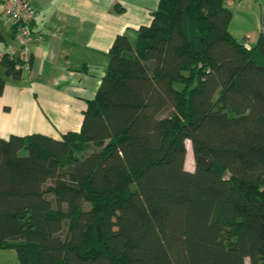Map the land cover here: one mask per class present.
Returning <instances> with one entry per match:
<instances>
[{
  "label": "trees",
  "instance_id": "1",
  "mask_svg": "<svg viewBox=\"0 0 264 264\" xmlns=\"http://www.w3.org/2000/svg\"><path fill=\"white\" fill-rule=\"evenodd\" d=\"M226 1L159 0L135 43L119 35L79 133L0 139V250L20 264H264V33L239 42ZM18 63L0 60V95Z\"/></svg>",
  "mask_w": 264,
  "mask_h": 264
},
{
  "label": "crops",
  "instance_id": "2",
  "mask_svg": "<svg viewBox=\"0 0 264 264\" xmlns=\"http://www.w3.org/2000/svg\"><path fill=\"white\" fill-rule=\"evenodd\" d=\"M28 1L36 11V40L30 69L21 71L19 80L6 77L0 139L33 134L60 139L80 132L116 38L124 35L135 43L138 30L151 24L159 0ZM226 6L233 12L231 34L249 48L255 46L264 33V0H227ZM17 44L16 28L3 19L0 7V48ZM0 264L20 263L14 250H0Z\"/></svg>",
  "mask_w": 264,
  "mask_h": 264
},
{
  "label": "built area",
  "instance_id": "3",
  "mask_svg": "<svg viewBox=\"0 0 264 264\" xmlns=\"http://www.w3.org/2000/svg\"><path fill=\"white\" fill-rule=\"evenodd\" d=\"M0 7L3 19L16 28L18 43L17 46H10L7 49L0 48V60L8 55L19 62L17 70H29L32 45L36 40L34 29L36 11L28 0H0Z\"/></svg>",
  "mask_w": 264,
  "mask_h": 264
},
{
  "label": "rangeland",
  "instance_id": "4",
  "mask_svg": "<svg viewBox=\"0 0 264 264\" xmlns=\"http://www.w3.org/2000/svg\"><path fill=\"white\" fill-rule=\"evenodd\" d=\"M187 150H188V153H187V159H186V169L193 172L196 168V161H195L194 155L192 153L190 142L187 143ZM25 154H26V152H22V155H25Z\"/></svg>",
  "mask_w": 264,
  "mask_h": 264
},
{
  "label": "water",
  "instance_id": "5",
  "mask_svg": "<svg viewBox=\"0 0 264 264\" xmlns=\"http://www.w3.org/2000/svg\"><path fill=\"white\" fill-rule=\"evenodd\" d=\"M197 160L202 165V167L206 170L210 169L212 166V161L207 159L206 157L199 156Z\"/></svg>",
  "mask_w": 264,
  "mask_h": 264
}]
</instances>
